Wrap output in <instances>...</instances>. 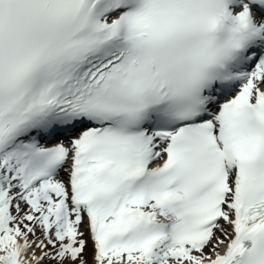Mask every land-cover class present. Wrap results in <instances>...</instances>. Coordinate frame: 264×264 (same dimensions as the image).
<instances>
[{
  "label": "snow or ice",
  "instance_id": "6c2138e0",
  "mask_svg": "<svg viewBox=\"0 0 264 264\" xmlns=\"http://www.w3.org/2000/svg\"><path fill=\"white\" fill-rule=\"evenodd\" d=\"M0 264H264V0H0Z\"/></svg>",
  "mask_w": 264,
  "mask_h": 264
}]
</instances>
